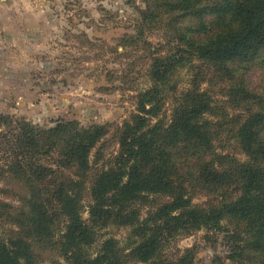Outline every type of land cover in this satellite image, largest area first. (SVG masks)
I'll list each match as a JSON object with an SVG mask.
<instances>
[{"label": "trees", "instance_id": "trees-1", "mask_svg": "<svg viewBox=\"0 0 264 264\" xmlns=\"http://www.w3.org/2000/svg\"><path fill=\"white\" fill-rule=\"evenodd\" d=\"M143 2L137 34L114 52L143 51L149 87L137 93L112 168L91 175L101 126L41 128L0 114V264L47 255L53 264H190V251L168 253L189 229L224 234L231 262L264 264V85L247 80L264 70V0ZM195 58L227 85L225 102L200 87V73L178 91ZM231 143L247 161L225 151ZM199 188L216 200L194 205ZM113 227L128 230L123 242L103 233Z\"/></svg>", "mask_w": 264, "mask_h": 264}, {"label": "rangeland", "instance_id": "rangeland-1", "mask_svg": "<svg viewBox=\"0 0 264 264\" xmlns=\"http://www.w3.org/2000/svg\"><path fill=\"white\" fill-rule=\"evenodd\" d=\"M13 4L14 1L6 0L4 6L11 8ZM143 10V0H32L28 14L13 17L9 30H4L0 19V114L41 128L74 121L84 127L101 126L106 133L90 154L94 169L91 175L112 168L120 150V131L136 113L137 93L149 87L144 52L137 53V48L131 46L125 47L130 56L125 53L120 57L114 52L116 48L123 51L118 46L125 37L137 34ZM34 11L39 15L33 16ZM146 38L155 46L162 42L159 33ZM139 44L143 46V41ZM206 69L208 65L193 59L177 76L178 91H185L191 85L192 75L200 73V87L225 102L227 97L221 94L226 93L227 85L215 78L210 80L213 72L204 74ZM248 74L251 88L264 85V70ZM169 99L164 109L170 114ZM231 145L225 151L242 163L247 161ZM17 186L14 187H21ZM0 188H6V184L0 183ZM216 198L200 188L192 194L193 203L198 206H207ZM165 200L159 197L156 202ZM85 211L86 220L89 215ZM127 232L113 227L103 233L123 242ZM187 251L192 255L190 264H238L231 262L230 244L222 233L194 229L182 232L172 241L168 253L176 257ZM50 261L53 256L47 255L39 264H53Z\"/></svg>", "mask_w": 264, "mask_h": 264}, {"label": "crops", "instance_id": "crops-1", "mask_svg": "<svg viewBox=\"0 0 264 264\" xmlns=\"http://www.w3.org/2000/svg\"><path fill=\"white\" fill-rule=\"evenodd\" d=\"M14 4L11 8H7L4 5L6 0H0V19L4 22V30H9L13 25L11 19L17 17L19 14L27 15L30 10V3L32 0H12ZM18 12V13H17ZM38 13H33V16H38Z\"/></svg>", "mask_w": 264, "mask_h": 264}]
</instances>
